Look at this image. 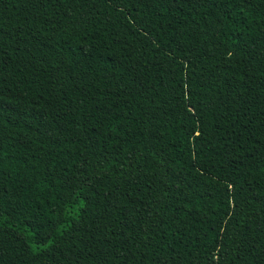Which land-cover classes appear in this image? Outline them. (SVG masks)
Here are the masks:
<instances>
[{
    "label": "trees",
    "instance_id": "16d2710c",
    "mask_svg": "<svg viewBox=\"0 0 264 264\" xmlns=\"http://www.w3.org/2000/svg\"><path fill=\"white\" fill-rule=\"evenodd\" d=\"M0 264H264V0H0Z\"/></svg>",
    "mask_w": 264,
    "mask_h": 264
}]
</instances>
